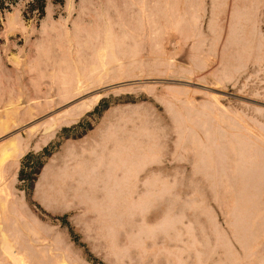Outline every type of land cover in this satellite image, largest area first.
Returning a JSON list of instances; mask_svg holds the SVG:
<instances>
[{
  "label": "rangeland",
  "instance_id": "obj_1",
  "mask_svg": "<svg viewBox=\"0 0 264 264\" xmlns=\"http://www.w3.org/2000/svg\"><path fill=\"white\" fill-rule=\"evenodd\" d=\"M11 143L0 264H264V0H4Z\"/></svg>",
  "mask_w": 264,
  "mask_h": 264
},
{
  "label": "trees",
  "instance_id": "obj_2",
  "mask_svg": "<svg viewBox=\"0 0 264 264\" xmlns=\"http://www.w3.org/2000/svg\"><path fill=\"white\" fill-rule=\"evenodd\" d=\"M37 1L40 4V9L43 13L45 9V0ZM3 2L4 0H0L1 5H3ZM56 149L57 148L52 149V146L48 145L43 149L41 153L36 154L34 152H29L28 154H26L22 160V166L19 173L20 180H23L25 178L24 176L26 167L30 168L26 179L28 180V185H30L31 187L32 182L35 180L37 174L39 173V170L41 169V167H43L46 158L49 157L52 153H54Z\"/></svg>",
  "mask_w": 264,
  "mask_h": 264
},
{
  "label": "crops",
  "instance_id": "obj_3",
  "mask_svg": "<svg viewBox=\"0 0 264 264\" xmlns=\"http://www.w3.org/2000/svg\"><path fill=\"white\" fill-rule=\"evenodd\" d=\"M2 153L0 152V172L4 173V169L6 167L5 165V158L8 156H11V153H14V151H18L16 150V146H14L12 143L8 145V147H4L2 148ZM20 168V167H19ZM20 170V169H19ZM1 176V175H0Z\"/></svg>",
  "mask_w": 264,
  "mask_h": 264
}]
</instances>
